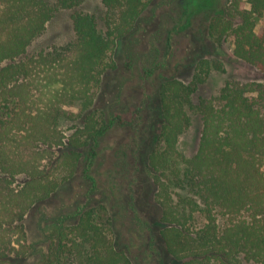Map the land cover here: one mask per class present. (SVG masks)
Here are the masks:
<instances>
[{
	"label": "trees",
	"instance_id": "1",
	"mask_svg": "<svg viewBox=\"0 0 264 264\" xmlns=\"http://www.w3.org/2000/svg\"><path fill=\"white\" fill-rule=\"evenodd\" d=\"M81 0H0V264H20L33 206L46 201L73 175L81 148L98 136L93 105L117 39L130 32L150 0H103L108 31L92 14L76 11V41L22 57L47 27L57 8ZM249 4L246 7L245 4ZM264 0H230L209 21L219 41L233 39L234 54L264 73V29L255 30ZM208 60L190 84L168 80L160 89L165 146L150 156L158 189L161 236L183 264H264V82L228 79L219 92L192 104V94L209 74ZM81 103L84 123L66 137L68 108ZM201 116L197 151L178 148L190 125L186 105ZM17 176L23 177L19 186ZM205 223L193 229L196 213ZM93 209L78 222L55 227L43 264H131ZM8 232L10 234H8Z\"/></svg>",
	"mask_w": 264,
	"mask_h": 264
},
{
	"label": "rangeland",
	"instance_id": "2",
	"mask_svg": "<svg viewBox=\"0 0 264 264\" xmlns=\"http://www.w3.org/2000/svg\"><path fill=\"white\" fill-rule=\"evenodd\" d=\"M46 1L54 6L58 2ZM229 1L150 0L133 29L117 39L107 59L114 64L106 70L89 109L104 130L81 148L76 172L26 215L20 264H43L54 228L78 222L87 209L94 210L131 264H183L168 252L161 236L164 224L149 162L152 153L165 146L159 138L163 126L160 89L173 79L190 84L205 60L210 72L193 92L192 104L217 94L228 79L264 82L262 71L234 54L231 36L219 41L210 33L209 21ZM76 11L94 15L100 30L108 31L103 0H81L73 7L57 8L22 57L74 43L71 17ZM255 23L257 32L264 29V13ZM82 107L79 102L69 105L73 114L61 119L66 137L84 125L79 118ZM186 111L190 125L181 133L178 148L192 156L203 122L191 104ZM22 182V176L14 179L15 186ZM205 221L198 212L189 224L198 229ZM241 264L259 263L243 258Z\"/></svg>",
	"mask_w": 264,
	"mask_h": 264
}]
</instances>
